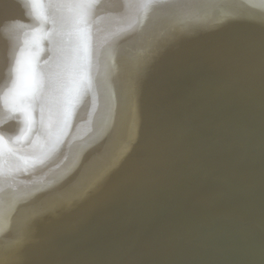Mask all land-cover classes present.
Segmentation results:
<instances>
[{
    "label": "bare ground",
    "instance_id": "1",
    "mask_svg": "<svg viewBox=\"0 0 264 264\" xmlns=\"http://www.w3.org/2000/svg\"><path fill=\"white\" fill-rule=\"evenodd\" d=\"M246 21L264 0H0V264H102L127 227V264H264V94L237 135L209 71Z\"/></svg>",
    "mask_w": 264,
    "mask_h": 264
},
{
    "label": "water",
    "instance_id": "2",
    "mask_svg": "<svg viewBox=\"0 0 264 264\" xmlns=\"http://www.w3.org/2000/svg\"><path fill=\"white\" fill-rule=\"evenodd\" d=\"M244 23L245 24H243L242 27L236 28L233 31L234 34L239 33V36L240 34L243 33L244 37L243 36L240 37L239 40H237L236 42L231 40V43H230L231 48L230 50L228 49L227 51V53L235 52L236 50L239 49L238 52L233 57L226 60V62L224 60L220 61V63L223 64V65H220V67L218 66L210 67L209 71H211L214 77L213 79L214 82L217 81L218 79V80L224 81V83L226 84V85L224 84L223 86H221L220 89L225 86L226 88H228V90L224 89L223 99H226L229 96L227 100L230 103L228 109L230 110L229 114H230L231 122H234V120L237 121V119H232L233 117H237V115L242 116L245 114L247 115L246 117L251 116L252 118L256 119V120L251 119L248 122L253 127L243 129L237 132V135L239 134L240 136L242 135L243 137L244 135H248L249 137H251L250 131L255 135V131L258 132V130L261 128V131L264 132L263 125H261L259 128L258 120H260L261 118L258 114L259 111L257 108L259 96L264 94V81L262 80V78H264V25H260L258 27V32L256 35L249 36L251 35L252 30L249 28H246V26L249 25L247 21ZM245 37L247 38V40L244 43H242ZM199 53H202V52L198 51L195 54H193L192 57ZM200 55L201 54L195 56V58L199 59ZM187 57L189 56L187 55L186 57L177 60L178 62L174 64H179L180 62H184ZM205 63L209 65L207 60H205ZM226 66L229 67L230 71H228L226 68L222 69L223 67H226ZM241 68H246L245 74ZM172 69H175V65H173ZM202 72L206 74L208 73L204 70H202ZM237 72L239 74L234 75ZM248 75L252 76L251 80L241 81L240 78L245 79ZM228 76L230 77L227 78ZM223 78L228 79V81L223 80ZM257 78L260 79L261 82L255 83L254 80H256ZM179 81H182L184 84H186L185 79H182ZM179 81L177 83H180ZM192 88L195 89L194 86H192ZM257 88H263V89L256 90ZM241 94H245L246 97L242 96V98H240ZM263 97L261 99H263ZM239 99H242V103L240 105L237 104V100ZM224 101L225 100H223V102ZM194 102H196L197 105H199V107L195 108L194 105L191 107V113H190L191 116H197L198 115L197 110H199L200 112L201 106L208 104V103H215L211 106H218V108H220L222 100H220L219 96L216 97L215 100L210 97L206 98V96H203L201 98L200 96H198ZM237 106H240V109H241L240 111L237 108ZM260 124H263V123L261 122ZM115 210H117V208H115ZM86 213L88 215L90 212H86ZM126 223H127V226H130L132 224V222H129V221H127ZM176 228H173L171 226L169 230L170 231L173 230L172 232L176 233L179 230V228L177 229ZM117 230L118 228L113 229V232L110 235L107 234L108 237H105L106 238L105 239L106 245L104 246L105 250L99 252L100 254L99 258H102L101 259L102 264H127L125 260L129 256L128 255L129 252L127 249L129 246L128 242L130 238L132 237V228L127 227L126 229H121L120 231H117ZM171 233L169 235H170V238L172 239H169L170 241H168V243L172 241H175L176 243H178L176 240H174L175 239L174 235L171 236ZM111 237L114 240H111ZM121 240H123V242ZM158 248L159 246L154 251H157ZM166 249L168 250V247L162 250L159 249L158 253H154L152 256L151 254H149L150 256L147 255V260H149V264H167L168 262L167 259H165V261L160 262L159 258H157V260L156 258H154V256L159 257V256L165 255V252H167ZM135 258H138V257L136 256ZM260 259H263V258H260ZM91 262L93 264L95 263L92 256L90 257V259L87 260V264H91Z\"/></svg>",
    "mask_w": 264,
    "mask_h": 264
}]
</instances>
